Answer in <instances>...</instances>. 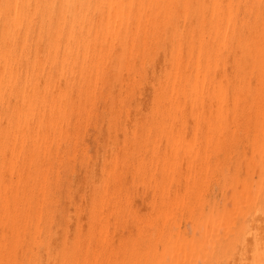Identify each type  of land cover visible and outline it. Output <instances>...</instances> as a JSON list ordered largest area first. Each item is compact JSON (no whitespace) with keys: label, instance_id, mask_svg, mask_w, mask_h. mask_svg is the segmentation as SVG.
<instances>
[{"label":"bare ground","instance_id":"obj_1","mask_svg":"<svg viewBox=\"0 0 264 264\" xmlns=\"http://www.w3.org/2000/svg\"><path fill=\"white\" fill-rule=\"evenodd\" d=\"M0 264H264V0H0Z\"/></svg>","mask_w":264,"mask_h":264}]
</instances>
